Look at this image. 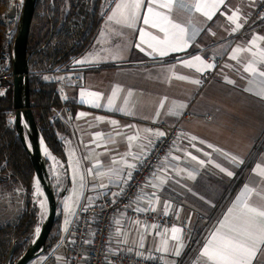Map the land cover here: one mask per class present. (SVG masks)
Listing matches in <instances>:
<instances>
[{
	"label": "crops",
	"instance_id": "obj_1",
	"mask_svg": "<svg viewBox=\"0 0 264 264\" xmlns=\"http://www.w3.org/2000/svg\"><path fill=\"white\" fill-rule=\"evenodd\" d=\"M258 1L224 0L211 20L200 13L174 8L173 20L188 26L190 31L193 28L198 31L184 50L169 52L164 57L149 55L151 49L139 39L141 28L163 36L158 29L144 25L142 20L135 29L108 22L114 3L91 49L75 60L71 68L48 76L59 82L60 91H64V104L56 111L62 126L58 133L62 154L57 156L52 151L48 155L60 203V230L55 247L30 264H68L67 250L59 242L73 229L78 210L103 196H119L129 180L127 173L132 174L140 165L157 136L151 124L161 122L179 126L181 138L157 172L154 194L157 219L153 225L158 227L152 226L149 231L146 220L137 223L121 214L113 225L111 247L148 256L157 252L162 239H166L171 249L176 241L171 239L170 231L164 238L159 234V219L175 209L190 222L193 233L186 240L181 233L184 244L181 255L163 253L164 261L204 264L201 253L210 234L244 185L264 193V180L253 172L256 164L264 166V98L256 95L261 86L250 83L258 78L244 71V62L251 53H237L239 62L231 59L238 47H252L255 52L264 50V40L251 45L255 37H264V17L253 18ZM237 10L242 27L234 31L235 24L228 17ZM196 56L214 67L197 71L185 66L184 61ZM80 60L88 62L76 63ZM74 77L81 80L73 83ZM193 80L200 83H192ZM90 93L99 94V98ZM96 103L100 106L95 107ZM80 113L85 115L81 117ZM98 133L103 135L97 136ZM129 136L138 139L130 143ZM192 156L197 160H192ZM231 156L243 163H233ZM199 160L205 164H199ZM129 164L135 167L129 168ZM217 164L234 175L228 176ZM112 169L119 170L120 175H114ZM190 173L194 178H190ZM250 202L264 207V199L258 195H253ZM172 227L182 229L181 221L167 229ZM253 264H264V251L257 254Z\"/></svg>",
	"mask_w": 264,
	"mask_h": 264
},
{
	"label": "trees",
	"instance_id": "obj_2",
	"mask_svg": "<svg viewBox=\"0 0 264 264\" xmlns=\"http://www.w3.org/2000/svg\"><path fill=\"white\" fill-rule=\"evenodd\" d=\"M115 1L37 0L28 44L31 101L46 143L57 156L62 154L58 139L62 126L56 111L64 100L59 82L48 76L71 68L91 49ZM14 114L11 79L7 96L0 97V264H6L15 243L12 262L27 250L41 218L35 202V169L18 134ZM59 230L58 216L47 243L49 251L59 240Z\"/></svg>",
	"mask_w": 264,
	"mask_h": 264
},
{
	"label": "snow or ice",
	"instance_id": "obj_3",
	"mask_svg": "<svg viewBox=\"0 0 264 264\" xmlns=\"http://www.w3.org/2000/svg\"><path fill=\"white\" fill-rule=\"evenodd\" d=\"M223 4L224 0H191V2L189 0H148L147 5H145V0H118V2H115L114 8L111 10V14L108 15L107 20L108 22H115L118 25L130 29H135L137 24L142 20L144 25H150L152 28L158 29L160 33H163V36L154 35L141 28L139 39L141 43L147 44V47L151 49V52L148 53L149 55L158 54L160 57H164L169 52L184 50L198 31L195 28L190 31L188 26L173 20L172 11L174 8L179 7L190 13H200L211 20L215 12ZM228 19L235 24L234 31L242 27L239 23L240 17L238 10L229 16ZM146 37L147 39H145ZM257 40H264V37H255L251 41V45L255 46ZM136 47L139 48L140 44H137ZM140 50L144 51L145 49L141 48ZM242 51L251 53V57L244 62V71L249 73L251 77L258 78L250 80V83L261 86V90L256 95L264 98V50L255 52L252 47L246 49H240L238 47L234 49L231 59L238 60L237 53ZM86 62L88 61L80 60L76 63L83 64ZM184 64L189 68L195 67L197 71H204L214 67L212 63L205 62L200 56H196L190 61H184ZM197 64H199V67H197ZM177 78L187 79V77L183 76ZM191 82L196 84L200 83L199 80H193ZM229 82L234 83V81ZM246 91H251V89H246ZM89 95H94L99 98V94L90 93ZM83 96L84 92H81V97ZM111 103L112 101L110 100L109 104L111 105ZM94 106L99 107L100 105L96 103ZM170 114L176 113L170 112ZM84 115L85 113H80L81 117ZM111 123L116 124L117 122L111 121ZM102 135L101 133L97 134V136ZM156 135L163 136L164 133L160 132L156 133ZM136 139H138L136 136L128 137L130 143ZM192 139L195 140L196 137H192ZM201 142L203 143V141ZM209 147L212 146L209 145ZM218 151L222 150L218 149ZM225 155L227 156L229 154L225 153ZM191 158L192 160H197L196 156H192ZM231 160L233 163H243L242 160L235 156H231ZM198 162L201 165L205 164L203 160H199ZM128 167L133 168L135 165L129 164ZM216 167L220 168L222 172H226L228 176L234 175L233 172L222 168L219 164ZM87 171L91 173L92 169H87ZM111 171L116 176L120 175L117 169H112ZM253 172L261 180H264V166L256 164ZM98 175L103 176L105 173H98ZM189 175L190 178H194L191 173ZM127 176L130 179L131 172L127 173ZM80 178L83 181V175ZM101 187H104V185L101 184ZM36 190L37 194H40L38 180L36 182ZM253 195H258L261 199H264V193L245 184L235 202L228 209L227 214L219 222L218 227L210 234V238L201 253L202 257L205 258L204 264H253L257 254L264 251V207L256 206L250 202ZM41 207H44L43 201H41ZM69 212L71 213V208H69ZM68 223L69 221L66 220L65 224ZM117 223L119 222L117 221ZM153 227L158 226L153 225ZM164 231L165 233L168 231L171 232V239L176 241V244L172 245L170 249L168 241L162 239L161 247L157 251L165 255L171 253L177 257L180 256L181 250L184 248L181 238L183 230L178 227H172L170 230L165 229Z\"/></svg>",
	"mask_w": 264,
	"mask_h": 264
},
{
	"label": "built area",
	"instance_id": "obj_4",
	"mask_svg": "<svg viewBox=\"0 0 264 264\" xmlns=\"http://www.w3.org/2000/svg\"><path fill=\"white\" fill-rule=\"evenodd\" d=\"M0 12L2 47L0 49V97L7 96L9 82L13 79L12 51L18 32V24L25 0H8ZM14 12V17L10 16ZM264 17V0H259L253 18ZM221 61V60H219ZM80 78H72L78 83ZM63 96L64 91H60ZM151 129L163 136H155L149 150L135 168L131 178L119 196H103L98 201L83 205L77 212L75 225L59 244L68 254V264H169L163 259L162 252H152L148 256L117 250L111 247L110 239L115 219L121 214L135 222L146 220L149 231L157 219L154 194L157 192V172L172 148L181 138V129L166 122L151 124ZM159 234L166 237L165 229L181 221L184 240L193 233L190 222L175 209L160 217Z\"/></svg>",
	"mask_w": 264,
	"mask_h": 264
},
{
	"label": "water",
	"instance_id": "obj_5",
	"mask_svg": "<svg viewBox=\"0 0 264 264\" xmlns=\"http://www.w3.org/2000/svg\"><path fill=\"white\" fill-rule=\"evenodd\" d=\"M37 0H25L22 16L18 24V32L12 51L13 64V99L14 122L22 143L27 150L35 169V184L39 181L41 199L37 202L41 210L39 225L34 232L27 250L14 262L12 258L16 243L10 250L6 264H30L49 251L48 240L53 233L59 212V199L50 174L48 155L52 150L46 143L41 128L34 114L30 88V59L28 44ZM14 17V12L10 13ZM41 201L44 203L42 211ZM39 229V231H37Z\"/></svg>",
	"mask_w": 264,
	"mask_h": 264
},
{
	"label": "rangeland",
	"instance_id": "obj_6",
	"mask_svg": "<svg viewBox=\"0 0 264 264\" xmlns=\"http://www.w3.org/2000/svg\"><path fill=\"white\" fill-rule=\"evenodd\" d=\"M8 0H1V4H0V12L2 11V10H4L5 9V7H6V5L8 4ZM38 198H40V195L38 196ZM38 198H35V202H38L39 200H38ZM38 200V201H37ZM42 211H44V208L42 209ZM72 213V212H71Z\"/></svg>",
	"mask_w": 264,
	"mask_h": 264
},
{
	"label": "bare ground",
	"instance_id": "obj_7",
	"mask_svg": "<svg viewBox=\"0 0 264 264\" xmlns=\"http://www.w3.org/2000/svg\"><path fill=\"white\" fill-rule=\"evenodd\" d=\"M46 156H48V153L46 154Z\"/></svg>",
	"mask_w": 264,
	"mask_h": 264
}]
</instances>
